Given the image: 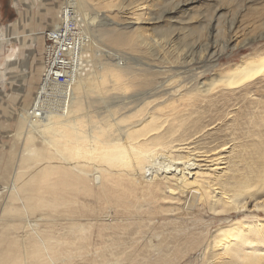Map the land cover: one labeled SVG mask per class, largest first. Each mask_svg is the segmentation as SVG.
Instances as JSON below:
<instances>
[{
	"label": "bare ground",
	"instance_id": "obj_1",
	"mask_svg": "<svg viewBox=\"0 0 264 264\" xmlns=\"http://www.w3.org/2000/svg\"><path fill=\"white\" fill-rule=\"evenodd\" d=\"M78 1L68 0L60 9L54 2L49 13L54 28L62 23L66 9L91 29L101 26L97 15L85 19L78 14ZM102 32L104 39L127 43L116 30ZM96 37L82 33L78 38L75 75L65 94L64 89H42L44 67L38 66L41 79L37 82L36 74L32 81L33 86L38 83V93L20 114L27 130L18 137L24 148L43 147L20 156L25 167L38 166L35 170L41 179L28 177L25 192L16 181L18 176L7 190L0 187V228L4 222L0 249L6 252L0 255V264H84L86 234L93 227L99 236L93 248L108 247L107 237L112 232L117 236L112 239L117 254L114 264H264V240L258 239L257 231L251 232L250 224L236 219L210 234V228L199 229L203 220L195 213L218 212L220 207L242 209L246 205L239 202L241 188L255 184L249 182L233 195L223 190L219 179L228 171L222 165L226 164L222 158L229 147L226 143L216 153L194 146L197 152L188 151L206 129L204 117H195L197 103L218 87L237 88L264 77V49L244 56L212 80H203L204 71L185 77L181 69H187L190 60L184 56L185 61L163 67L175 72L160 79L158 67L142 68L143 64L136 69L122 60L97 55L99 51L89 47L97 46L100 39ZM4 39L0 34V40ZM161 44L165 50L179 52L171 40ZM211 50L207 48L199 58L209 61ZM151 85L144 92L135 88ZM47 95H51L48 100ZM259 179L262 193L263 174L255 183ZM189 194L197 201H191ZM190 208L194 211L187 212ZM51 210L62 211L63 222L56 224ZM133 219L140 220V227ZM119 229L125 231L120 234Z\"/></svg>",
	"mask_w": 264,
	"mask_h": 264
},
{
	"label": "rangeland",
	"instance_id": "obj_2",
	"mask_svg": "<svg viewBox=\"0 0 264 264\" xmlns=\"http://www.w3.org/2000/svg\"><path fill=\"white\" fill-rule=\"evenodd\" d=\"M54 2L58 3L60 9L68 0H0V34L5 38L0 40V187H4L5 190L16 176L17 183L22 185V192L28 189V177L41 179V174H37L35 170L38 166L35 165L31 169L25 167V161L20 162V156L28 149L37 150L43 147L33 145L24 148V141L18 136L27 130V125L22 124L24 117L20 114L24 113V108L30 105L32 98L35 96V99L38 93V83L33 86L32 81L35 80L36 74L37 82L38 78L41 79L38 69L45 65H43L45 31L54 28L53 19L49 17ZM83 2L80 4L79 0L78 5L76 4L78 14L82 17L85 15V19L97 15L98 24L101 25L94 30L86 22H80L82 33L89 36L94 34L97 40L100 39L96 47L89 46L91 50H98L97 55H103L102 58L106 60L110 58L122 60L136 69L141 68L143 64L142 68L150 65L158 67L161 70V74L158 75L160 79L175 72L172 70L166 72L163 67L171 68L182 59L185 61L184 56H188L190 60L187 69H181L186 73L185 77L190 79L193 78L192 74L204 71L203 80H212L244 56L264 49V0H83ZM115 23L119 25L116 26ZM103 29L116 30V33L122 34L123 39H127V43L120 44V41L104 39L101 36ZM7 37L12 39L7 40ZM166 40H171V44L178 48L179 52L170 47L165 50L161 43ZM207 48L212 49L208 57L210 60L202 61L201 55ZM106 52L108 55H105ZM86 53L91 56L90 59L93 57L91 52ZM2 77H5L4 80ZM248 83L231 89L218 87L204 101H201L202 97L195 98L196 102L201 99L195 107L198 110L195 117L199 115L204 117L203 124L206 129L198 134L195 145L190 146L191 150L188 151L194 153L197 152L194 148H198L197 150H212L216 153L220 152L221 147H224L222 145L226 143L229 147L222 152L226 164L222 165H227L228 171H224L219 180L228 195L243 190L239 202L246 205L242 209L228 211H223L220 207V213L203 210L197 214L196 210V217L205 223H201L199 229L205 231L210 228V234H213L231 221L240 219L251 225V232L257 231L258 239L264 240V191L262 193L260 191L262 190L260 179L255 183L256 177L261 178L263 174L264 178V173L260 174V170L263 171L264 168V77L258 76ZM152 87L153 85L140 88L135 86L140 92ZM39 167L42 168L44 165L40 163ZM243 181L248 184L242 185ZM249 182H253L255 186L250 188ZM246 185H249L248 188H241ZM188 198L193 202L197 201L194 194H189ZM47 210L49 208H44V212ZM192 211L194 208L187 212ZM50 212L56 216L54 220L56 224L63 222L59 219L65 215L62 211ZM51 218L47 217L45 220H52ZM133 222L140 227V220L133 219ZM2 226L4 222L0 231ZM117 231L121 234L125 230ZM116 237L112 232L111 237H107L110 246L93 248L92 243L98 240L99 236L96 227L90 228L86 234L89 242L86 241L88 245L84 264H94V259L101 264H114L117 254H114L112 239ZM3 241L4 238L0 237V242ZM3 250L0 249V255L6 253ZM261 254H264V246Z\"/></svg>",
	"mask_w": 264,
	"mask_h": 264
},
{
	"label": "built area",
	"instance_id": "obj_3",
	"mask_svg": "<svg viewBox=\"0 0 264 264\" xmlns=\"http://www.w3.org/2000/svg\"><path fill=\"white\" fill-rule=\"evenodd\" d=\"M61 15L62 23L53 29L45 31L44 69L42 74V89L50 91L64 89L65 94L75 75V56L77 41L81 35L80 18L71 9H66ZM51 95H47L48 100Z\"/></svg>",
	"mask_w": 264,
	"mask_h": 264
},
{
	"label": "crops",
	"instance_id": "obj_4",
	"mask_svg": "<svg viewBox=\"0 0 264 264\" xmlns=\"http://www.w3.org/2000/svg\"><path fill=\"white\" fill-rule=\"evenodd\" d=\"M2 41V40H1ZM45 43H46V39H45ZM44 46H45V44H44ZM43 55H44V49H43ZM43 65H44V63H43ZM43 70V69H42ZM43 73V72H42Z\"/></svg>",
	"mask_w": 264,
	"mask_h": 264
}]
</instances>
